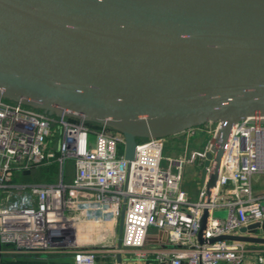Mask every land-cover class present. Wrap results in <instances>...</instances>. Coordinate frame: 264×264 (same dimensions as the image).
<instances>
[{
  "label": "water",
  "instance_id": "obj_1",
  "mask_svg": "<svg viewBox=\"0 0 264 264\" xmlns=\"http://www.w3.org/2000/svg\"><path fill=\"white\" fill-rule=\"evenodd\" d=\"M0 97L105 125L127 160L139 139L217 123L208 203L234 125L264 117V0H0ZM208 217L201 244H264V222L205 238Z\"/></svg>",
  "mask_w": 264,
  "mask_h": 264
},
{
  "label": "built area",
  "instance_id": "obj_2",
  "mask_svg": "<svg viewBox=\"0 0 264 264\" xmlns=\"http://www.w3.org/2000/svg\"><path fill=\"white\" fill-rule=\"evenodd\" d=\"M88 123L0 97V264H244L248 254L264 264V245L197 240L204 208L205 238L264 222V195L253 189V176L264 173L263 116L234 125L208 203L206 183L200 181L196 199L181 187L189 160L162 164L164 137L138 140L134 159L127 160L122 134ZM206 125L214 129L197 153L203 166L218 130L217 123ZM198 127L181 133L190 137ZM51 163L54 181L24 180ZM218 209L226 217L215 216ZM151 228L160 231L154 239ZM19 257L31 261L12 262Z\"/></svg>",
  "mask_w": 264,
  "mask_h": 264
},
{
  "label": "rangeland",
  "instance_id": "obj_3",
  "mask_svg": "<svg viewBox=\"0 0 264 264\" xmlns=\"http://www.w3.org/2000/svg\"><path fill=\"white\" fill-rule=\"evenodd\" d=\"M99 128V126L95 127ZM214 126L209 127V125L198 127L194 134L187 137L186 134H176L165 138L164 147V158L162 164L167 163V159H179L184 158L190 162L184 164L183 166V177L181 181V187L188 191L193 199L198 197L200 191V177L202 173L203 165L197 155L198 152L203 151L205 146L209 143L213 137ZM122 149V148H121ZM195 156L192 159V156ZM69 173H72V163L67 162ZM217 217H226V210L218 209L214 213ZM155 236L152 233L151 239ZM262 246L263 244H258Z\"/></svg>",
  "mask_w": 264,
  "mask_h": 264
},
{
  "label": "trees",
  "instance_id": "obj_4",
  "mask_svg": "<svg viewBox=\"0 0 264 264\" xmlns=\"http://www.w3.org/2000/svg\"><path fill=\"white\" fill-rule=\"evenodd\" d=\"M88 124L97 127V125L94 123H88ZM56 175H57V166L55 163H51L47 165H42L36 168L35 170H33L31 173L24 175V180L32 181V182H52L55 180ZM26 261H31V259L25 257H19L15 261L12 260V262H20V263ZM57 261H66V259L60 258L57 259Z\"/></svg>",
  "mask_w": 264,
  "mask_h": 264
},
{
  "label": "crops",
  "instance_id": "obj_5",
  "mask_svg": "<svg viewBox=\"0 0 264 264\" xmlns=\"http://www.w3.org/2000/svg\"><path fill=\"white\" fill-rule=\"evenodd\" d=\"M253 189L257 194L264 195V173L255 174L253 176ZM151 233L160 234V231L156 228H151ZM162 244L167 245V240H163ZM244 264H258L257 256L254 254H248L245 257Z\"/></svg>",
  "mask_w": 264,
  "mask_h": 264
}]
</instances>
